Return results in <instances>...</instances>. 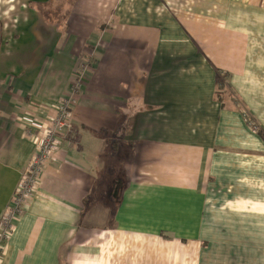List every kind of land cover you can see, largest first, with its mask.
Here are the masks:
<instances>
[{"label": "crops", "instance_id": "crops-1", "mask_svg": "<svg viewBox=\"0 0 264 264\" xmlns=\"http://www.w3.org/2000/svg\"><path fill=\"white\" fill-rule=\"evenodd\" d=\"M85 66L0 264H264V0H0V222Z\"/></svg>", "mask_w": 264, "mask_h": 264}, {"label": "built area", "instance_id": "built-area-1", "mask_svg": "<svg viewBox=\"0 0 264 264\" xmlns=\"http://www.w3.org/2000/svg\"><path fill=\"white\" fill-rule=\"evenodd\" d=\"M87 70L88 68L85 66L76 73V83L73 86V90L57 104L54 110L55 115L50 120V124L43 126L44 129L39 123L32 125L35 129L39 126L43 132L39 137V145L37 146L35 154L30 159L27 170L18 183L11 204L3 213L0 222V254L4 249V245L9 240L8 238L14 233L17 221L24 215L25 207L36 190L35 187L40 178V174L44 172L51 158L58 152L59 137L70 127L71 109L77 103L76 97L84 89ZM250 125L255 130L257 129V126L253 123H250Z\"/></svg>", "mask_w": 264, "mask_h": 264}]
</instances>
